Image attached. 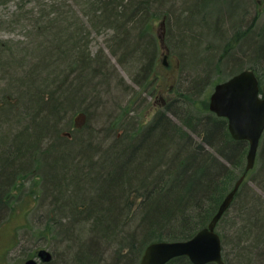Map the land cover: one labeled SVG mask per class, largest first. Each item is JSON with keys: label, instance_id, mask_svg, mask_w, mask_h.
I'll return each mask as SVG.
<instances>
[{"label": "trees", "instance_id": "trees-1", "mask_svg": "<svg viewBox=\"0 0 264 264\" xmlns=\"http://www.w3.org/2000/svg\"><path fill=\"white\" fill-rule=\"evenodd\" d=\"M11 2L0 28L25 38L0 36V214L27 181L40 179L47 199L38 206L48 219L41 233L62 242L61 264H139L150 243L187 240L207 227L246 173L250 144L233 138L227 118L199 96L211 70L224 80L253 69L264 84V0H0V7ZM107 31L106 45L94 49L95 35ZM164 48L193 74L145 120L129 97L166 67ZM213 58L211 69L205 61ZM80 109L87 119L78 127ZM217 231L226 264H264V134ZM167 264L193 263L181 256Z\"/></svg>", "mask_w": 264, "mask_h": 264}, {"label": "rangeland", "instance_id": "rangeland-1", "mask_svg": "<svg viewBox=\"0 0 264 264\" xmlns=\"http://www.w3.org/2000/svg\"><path fill=\"white\" fill-rule=\"evenodd\" d=\"M14 9V2H11L6 6H1L0 16L3 17L5 15L6 17L9 13L14 11ZM158 30L161 29L158 28ZM1 36L3 39L14 40H22L25 38V35L22 34V30L18 29L12 32L4 30ZM107 36L108 31L103 34L99 33L95 35L96 41L94 43V49H97L99 46H105V38ZM166 54L168 55V65H165L166 67L158 70L157 79L153 84L148 86V88H145V90H141L140 87L134 86L131 74L119 65L125 80L134 86V95H130L129 97L130 99H133L134 97L132 106L138 112L142 111V115H145V120L153 117L157 111L163 110L170 100L179 95L180 90H185L187 88V75L190 74L188 70H191V74H193L192 68L186 70L183 66L184 59H182L180 54L173 52V50L167 52L164 48V51L160 52V59L162 61H164V56ZM215 59L217 60V58H213L211 61H205L209 62V67H211V69L213 67L212 63L215 62ZM113 60L115 61V59ZM199 61H202L200 57ZM224 75H226V73L221 74L219 70H211L210 76H208L199 96L201 99L208 98V105L215 85L219 80H223L220 78ZM149 92H151V94ZM82 110L83 109L78 110L72 119L78 127H81L87 119L86 114ZM72 130V128L67 129L66 127L63 134L73 138ZM34 181L40 185V187L39 185L36 187V195L32 194V185L34 184ZM249 182L253 184L251 180H249ZM41 183L40 179L37 180L31 178L30 181H27L24 190H22L23 194L20 196V193L18 192L17 197L13 198L11 205L14 207H6L0 214V254L1 252L6 253V260L8 264H19L23 260V256L29 254L34 246L45 248L53 252L54 257L51 263L41 262L40 264L62 263V257L64 254V246H61L62 242L58 239L44 238L42 236L44 231L41 233V230L44 229L45 223L48 220L47 217H42V210L38 206L42 205L43 209L45 205L42 203L47 199ZM1 259L2 257L0 256V260Z\"/></svg>", "mask_w": 264, "mask_h": 264}, {"label": "water", "instance_id": "water-1", "mask_svg": "<svg viewBox=\"0 0 264 264\" xmlns=\"http://www.w3.org/2000/svg\"><path fill=\"white\" fill-rule=\"evenodd\" d=\"M164 23H162V29ZM163 37V33L160 35ZM166 54L164 64L167 63ZM210 110L229 123L231 135L237 140L249 141L246 173L237 181L235 187L226 196L218 212L209 225L199 230L187 240L156 241L150 243L139 264H167L174 258L187 256L193 264H226L223 259V244L216 226L232 204L236 193L247 176L255 167L262 135L264 133V85L252 69H245L228 80L215 85L210 96ZM53 254L42 248L38 257L29 259L25 264L51 262Z\"/></svg>", "mask_w": 264, "mask_h": 264}, {"label": "flooded vegetation", "instance_id": "flooded-vegetation-1", "mask_svg": "<svg viewBox=\"0 0 264 264\" xmlns=\"http://www.w3.org/2000/svg\"><path fill=\"white\" fill-rule=\"evenodd\" d=\"M41 250V247L34 246L31 249V252L27 254L26 256H23V260L19 264H24L27 260L37 258L38 257V252ZM0 256L2 259L0 260V264H8L6 260V253L1 252ZM40 262V261H39Z\"/></svg>", "mask_w": 264, "mask_h": 264}, {"label": "bare ground", "instance_id": "bare-ground-1", "mask_svg": "<svg viewBox=\"0 0 264 264\" xmlns=\"http://www.w3.org/2000/svg\"><path fill=\"white\" fill-rule=\"evenodd\" d=\"M3 31H4V30L0 28V36L2 35V32H3ZM113 59H115V61H114V60H113V61L115 62V64H116V65L118 66V68L120 69L119 65H121V64H119V62L116 60V58L113 57ZM248 69H249V68H248ZM244 70H245V69H244ZM252 70H253V69H252ZM242 71H243V70H242ZM240 72H241V71H240ZM231 77H232V76H231ZM231 77H229V78H231ZM229 78L224 79V80H222L221 82H224V81L228 80ZM221 82H219V83H221ZM215 114H216V113H215ZM216 115H217V114H216ZM217 116H218V115H217ZM219 117H220V116H219ZM232 137H233V136H232ZM233 138H234V137H233ZM248 152H249V151H248ZM247 156H248V155H247ZM236 183H237V182H236ZM241 185H242V184H241ZM225 198H226V197H225ZM222 203H223V202H222ZM220 206H221V205H220ZM230 206H231V205H230ZM219 208H220V207H219ZM229 208H230V207H229ZM229 208H228V209H229ZM228 209H227V210H228ZM218 210H219V209H218ZM217 212H218V211H217ZM224 214H225V213H224ZM222 217H223V216H222ZM219 221H220V220H219ZM218 223H219V222H218ZM218 223H217V225H218ZM216 231H217V226H216ZM217 232H218V231H217ZM52 253H53V252H52ZM53 257H54V256H53Z\"/></svg>", "mask_w": 264, "mask_h": 264}]
</instances>
